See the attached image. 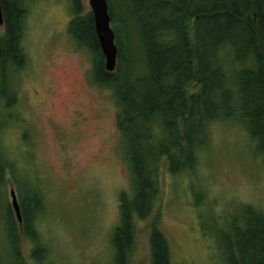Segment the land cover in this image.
Returning a JSON list of instances; mask_svg holds the SVG:
<instances>
[{
	"label": "rangeland",
	"instance_id": "1",
	"mask_svg": "<svg viewBox=\"0 0 264 264\" xmlns=\"http://www.w3.org/2000/svg\"><path fill=\"white\" fill-rule=\"evenodd\" d=\"M79 1L82 14L90 13L89 1ZM112 2L120 18L123 1ZM71 19V0L31 2L22 41L28 62L15 77L18 104L7 108L1 101L0 119L12 117L1 143L21 172L0 183V264H114L111 238L120 223V197L133 195L131 174L113 94L94 84L91 55L68 33ZM111 27L122 31L131 55L125 26ZM209 135L192 172L173 177L163 164L154 210L135 220L128 264H151L152 223L165 235L173 264H224L217 228L244 205L264 210V164L240 122L212 124ZM25 176L43 194L35 222L45 249L41 262L33 260V242L21 225L24 263L7 236L10 192L19 201L18 180L23 184Z\"/></svg>",
	"mask_w": 264,
	"mask_h": 264
},
{
	"label": "trees",
	"instance_id": "2",
	"mask_svg": "<svg viewBox=\"0 0 264 264\" xmlns=\"http://www.w3.org/2000/svg\"><path fill=\"white\" fill-rule=\"evenodd\" d=\"M32 1L0 0V105L4 100L7 108L18 104L15 77L28 62L22 41ZM122 1L118 18L112 0H107L109 15L111 25L125 26L132 53L121 41L122 31L112 28L118 51L114 72L105 69L93 15L82 14L79 0H71L68 28L78 48L91 55L94 84L113 94L131 174L133 195L120 197V223L111 238L114 264H128L135 220L151 216L161 192L163 164H169L173 177L192 172L209 144L212 124L239 121L264 164V0ZM193 87L195 92L189 90ZM11 118L0 119L2 184L8 175L16 178L21 172L1 143ZM26 177L17 185L21 228L35 247L33 260L41 262L45 249L35 222L43 212V194ZM7 212V236L16 260L24 263L19 224L10 205ZM215 234L224 264H264V210L244 205ZM149 238L151 264H173L168 241L156 223Z\"/></svg>",
	"mask_w": 264,
	"mask_h": 264
},
{
	"label": "water",
	"instance_id": "3",
	"mask_svg": "<svg viewBox=\"0 0 264 264\" xmlns=\"http://www.w3.org/2000/svg\"><path fill=\"white\" fill-rule=\"evenodd\" d=\"M94 19L95 32L100 45V49L105 59V69L107 72H114L117 66V47L115 44V34L111 27L109 6L107 0H88ZM3 25V15L0 6V26ZM11 206L19 225L22 224V216L18 197L14 190L10 192Z\"/></svg>",
	"mask_w": 264,
	"mask_h": 264
}]
</instances>
